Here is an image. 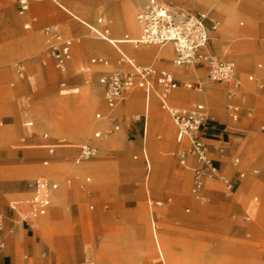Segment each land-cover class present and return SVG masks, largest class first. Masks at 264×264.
Returning <instances> with one entry per match:
<instances>
[{
  "label": "rangeland",
  "instance_id": "obj_1",
  "mask_svg": "<svg viewBox=\"0 0 264 264\" xmlns=\"http://www.w3.org/2000/svg\"><path fill=\"white\" fill-rule=\"evenodd\" d=\"M73 1H80L78 9L83 11L86 21L101 31H110L106 4L116 6L128 2L136 15L146 0ZM163 1L205 12L215 25L209 33L210 51L217 59L232 60L236 66L232 78L212 84L216 86L205 92L199 91L195 83L192 88L186 86L195 80L174 76L168 68L173 56L155 60L157 56L154 55L150 62L140 63L131 54L124 53L140 66L168 70L177 79V87L207 96L206 101L196 98L180 106L169 102L167 108L158 98L159 86L154 85L152 110L162 114V125L172 123V143L160 129H154L148 112L150 92L145 97L144 112L138 104L123 107L126 94L137 90L144 96L141 89L131 88L120 96L116 114L104 118L102 112L105 113L106 107L99 77L119 68L118 56L114 59L106 56L110 61L108 71H94L101 66L91 63L90 59L105 55L85 45L86 38H98L89 26L47 0L32 3H50L64 21L53 20L36 26L37 21L41 22L38 15L32 14L31 28L25 29L26 20L19 24L12 22V10L6 9L8 13L4 18L9 23L2 29L0 43V51H6L0 56V121H3L0 124V198H3L0 209L7 216L10 213L8 204H14L16 216L12 221L17 229L21 231L27 221L33 229L30 240L22 232L23 236L16 235L13 242H9L10 233L3 232L0 254L3 250L13 258L11 264H264V132L260 131L264 124V69L257 68V63L264 61V49H257L258 44L264 42V0L259 5L247 3L240 9L225 6L222 0ZM59 3L65 5L67 2L59 0ZM18 11L16 6L13 13L19 15ZM52 26L71 42L72 67L70 59L62 69L56 67L51 50L47 48L52 40L49 41L45 33L46 27ZM64 29L70 35L64 36ZM25 35H34L37 41L19 45L18 41ZM125 35L138 36L131 27H126L114 37ZM139 45L160 48V45ZM168 45L160 48L161 51L170 50ZM9 48L10 55L7 54ZM76 56L77 61H74ZM187 72L194 74L195 70ZM249 75H253V80H248ZM200 83L206 86L210 80L205 77ZM84 85L96 88L101 99L99 108L91 111L89 130V126L85 128L74 119L79 110L84 109L83 100L74 98V88ZM221 86L222 94L216 101L218 105L214 106ZM228 89L234 93L233 100L227 96ZM195 103L212 104L215 111L205 108L217 116L222 126L217 133L220 141L214 146L217 154L211 153L206 144L208 155L213 161L219 156L221 163H215L217 173L214 177L205 178L197 193L201 195L199 198L192 191L191 155L187 154L184 165L180 163L177 128L170 113L171 108ZM230 103L237 104L241 111L235 121L230 116ZM97 112H101L100 118L95 117ZM29 121H32L31 126L26 125ZM116 124H119L118 129H114ZM227 124L244 132L245 138L233 143L223 128ZM98 130L101 136L96 138L94 133ZM43 133L48 135L49 142L57 144L52 153L42 146ZM28 134L32 136L23 141ZM116 134L112 148L106 149L103 139L111 140ZM121 137L126 143L133 141L129 150L122 148ZM85 143L97 147L94 158L83 160L79 157L80 147ZM235 145L239 149L227 153L228 148ZM143 146L151 166L148 192L144 189ZM235 159H238L236 164ZM44 160L47 164H43ZM111 165L115 172L103 179L95 172L94 167L100 168V174L105 176ZM41 176L46 181L56 182L58 187L48 192L52 206L47 212L33 216L30 192L25 189L24 180ZM251 177L256 180L253 186L248 183ZM234 183L238 187L231 188ZM237 196H248L255 211L247 208ZM223 202L228 204L224 206ZM36 221L41 225L35 227Z\"/></svg>",
  "mask_w": 264,
  "mask_h": 264
},
{
  "label": "built area",
  "instance_id": "obj_2",
  "mask_svg": "<svg viewBox=\"0 0 264 264\" xmlns=\"http://www.w3.org/2000/svg\"><path fill=\"white\" fill-rule=\"evenodd\" d=\"M31 1L42 0H17L19 11L21 13L26 12ZM48 1L58 3L59 0ZM136 21L140 33L136 38L129 39L126 37L130 43L171 44L175 53L174 64L178 66L205 65L207 76L213 82L228 81L232 78L235 72V62L217 59L208 50L209 27L207 25L208 15L205 12L191 11L163 0H146L136 15ZM25 27H28V24ZM214 27L215 25L212 24L211 28ZM45 31L48 39L52 40L49 48L56 61V66L62 69L65 61L70 57L71 42L69 39L63 38L55 27H46ZM103 32L107 33V29H104ZM107 40L113 45L110 39ZM90 61L93 64L106 65L108 63L107 59L103 57H93ZM120 61L127 62L129 68L126 70L116 69L99 77V82L104 88V100L108 107H114L122 93L131 88H142L148 93L152 88L153 80L161 87L160 100L164 106H167V95L177 87V82L170 72L151 66L137 65L124 55H121ZM258 66L262 67L264 63H260ZM249 79L252 80L253 77L250 75ZM197 85L198 88L201 87L200 84L197 83ZM192 86L193 83L187 84L188 88H192ZM230 107L233 110V117L236 118L238 108L236 106ZM171 116L177 128L178 141H184L188 144L187 150L178 152L180 163H185L187 154H190L195 160L192 191L197 194L203 187L205 178H212L217 173L216 165L206 151V144L201 133L202 127L209 123L212 117L201 103L190 108L171 109ZM95 117L99 118L100 113H96ZM118 127L115 125L114 129H118ZM262 129L264 130V127ZM100 135V131H95V137ZM44 137H46L45 134ZM96 153L97 147L85 143L80 147L79 157L88 160L94 158ZM27 186L33 191L30 199L33 214H45L49 206L47 191L56 189L57 183L38 178L27 182ZM3 225L4 215L0 213V230Z\"/></svg>",
  "mask_w": 264,
  "mask_h": 264
},
{
  "label": "crops",
  "instance_id": "obj_3",
  "mask_svg": "<svg viewBox=\"0 0 264 264\" xmlns=\"http://www.w3.org/2000/svg\"><path fill=\"white\" fill-rule=\"evenodd\" d=\"M65 1L67 2L65 5L59 3V1H58V3H55V2H53V3L57 4L59 7L63 8L66 12L69 13L70 11L67 10L64 6H67V7H71L72 6L74 8L73 0H65ZM32 2L33 1L30 2L29 9L26 12L21 13L20 11H18L19 12V15H18V14H14L13 13L14 8L16 6H18L17 0H0V43L2 42V34H3V32H2L3 30L2 29H3V27H7L8 23H9L8 20L4 18V16L8 13L6 9L12 10V12L10 13L12 22H16V23L19 24L22 20H24V21L26 20V22L23 25L25 29L31 28L30 21H31V18H32L31 17L32 14H36V15L39 16V21L41 23H39L37 21V23L35 24L36 26H40V25H42L44 23H47V22H50V21H53V20H61V21H64L62 15L57 10H55L50 3H47V2H45V3H35V2L32 3ZM260 2H261V0H258V1L257 0H240V2H238V3L237 2H233L232 0H222V3L225 6H228V7H231V8H235V9H240L243 5H245L247 3H251V4L254 3V4L259 5ZM122 5H123L122 2L120 4H116V6L119 7V8H121ZM131 6L133 7L132 4H131ZM191 11H197V10H191ZM81 12H83V11H81ZM197 12H203V11H197ZM69 14L71 15L72 13H69ZM71 16L73 18H75L76 20H79L83 24L87 25L85 22H83L78 17H76L74 14H72ZM35 19L36 18H33L32 20H35ZM213 22L214 21L210 20L209 17H208L207 25L209 27V33H210V31L212 29H214V28H211L212 24H214ZM18 24H16V25H18ZM26 24H28V27H25ZM52 27H55V26H52ZM138 28H139V26H138ZM124 30H126V27L121 28L120 30H118L120 32L119 34H121V32H123ZM107 31H109V30H107ZM110 31L117 32V31L113 30V28H111V27H110ZM62 33H63L64 36L70 35V33H68V31L66 29H64ZM139 33H140V29H139ZM119 34H115L114 33V35H119ZM47 38H48V36H47ZM209 38H210V36H209ZM65 39H67V38H65ZM29 41L35 42L37 40H36V37L34 35L33 36H31V35H27L26 36L25 35V36H23L21 38V40L18 41V44L23 46V45H26V43H29ZM128 43H130V42H128ZM85 45L90 50L94 51L95 53L100 54V55H105V56H95V57H103V58H106L107 61H108V63L106 65H103V64H95V65H100L101 66V67H95L94 68V71L95 72H106V71H108L110 69V67L107 66V65H109V62H110L107 57H109L111 59H114L116 56H118L116 58V63L119 65V68H116V69L126 70V69L129 68V65H128L127 62L120 61L121 55H124V54H122V53L118 54L116 52V50L111 45L106 44L105 42L101 41L100 39L95 38V37H92V36L91 37H88L85 40ZM141 45H144V44H141ZM151 46H154V45H151ZM165 46L166 45L159 46V47L162 48V47H165ZM168 46H169L170 50H166L164 52L163 51L156 52V54H154V55H156L157 57H154L153 59L157 60L159 58H172V56H173V59H172V62H173L174 55H175L174 48L171 49L170 45H168ZM146 47H149V46H146ZM47 48H49V46ZM160 48H158V49H160ZM125 49H126V51L130 52L134 56V59L136 61H138L140 63H146V62H150L151 61V58H149L148 56L138 55L139 49L136 48L135 46L126 47ZM257 49H264V42H260L258 44ZM10 50H11L10 48L7 50V52H8L7 54L8 55H10L9 53H11ZM208 50L210 51V40L208 41ZM3 53H6V51H0V56L3 55ZM77 58L78 57L76 56V58L74 59V61H77ZM69 59H70V61H69L70 62V65L72 67L74 62H73L71 56L69 57ZM128 59H130V58H128ZM130 60H132V62H134L133 59H130ZM260 63L263 64L264 61L257 63V68H259V69H262L263 68L264 69V66H262V67H259L258 66V64H260ZM71 67H70V69H71ZM185 67H187L188 69H184ZM168 68H170L171 72L174 74L175 77L180 78V79L181 78H188V79H191V80H195V81H193L191 83H195V84L198 83V84H200V86H201L200 79H203V78L206 77L208 80H210L208 78V76H207V70H206V66L205 65L190 64V65H180V66H178V65L174 64V62H173V63H171L169 65ZM156 69H159V68H156ZM189 69H194L195 70V73L194 74L188 73L187 71ZM160 70H165V69H160ZM166 71H168V70H166ZM260 72H262V71H260ZM260 72H258V73L261 74ZM173 74H172V76H173ZM249 76H248V80L250 81ZM251 76L253 77V75H251ZM175 77H174V79L177 82V79ZM197 80H199V81H197ZM223 82H227V81H223ZM223 82H213V81L210 80V84H208L206 86H201L198 89H199V91H205V92H207V91L210 90L211 86H216V85H212V84H221ZM155 84L157 86H159L157 84V82L155 80H153L152 88L149 90L150 95H149L148 112L150 113L151 122H152V124L154 126V129L155 128L160 129V131L164 133L166 139L172 143V140H171V135H172L171 125H172V123L162 125L161 124L162 114H160V113L157 114L156 112H153L154 110H152V104L154 103L155 98H154V95L151 92H152V89L154 88V85ZM258 85H259V83H258ZM259 86L261 87V85H259ZM135 88H137V87H134L133 89H135ZM74 89H75L74 90V98L81 97L82 100H83V103L82 104H83L84 109H82L83 111L81 110V113L83 112L84 113V116L86 115V122H88L90 124V126L88 127V130H89L90 127H91V111H92L93 108H95V106H96V100H97L98 97H100V95H99L98 90L96 88H89V87H87L85 85L82 86L80 89L79 88H74ZM137 89H141L143 91V93H144V96L142 97V95H140L139 91L135 90L134 93L130 94V96L128 95V97L126 96L124 98V100H123L124 101L123 102V107L126 108V107H130V106H133V105L138 104V105L142 106V109H143V112H144L145 97L148 96L149 92L147 93L142 88H137ZM172 90H174V91H173V93L171 95V98L169 100L170 93H171ZM172 90L169 92V94L167 95V98H166L167 106H164L162 104L161 100H160L161 87L159 86L158 98H159L160 103H161V105L163 107H167L168 108L169 107V102H174V103H176V105L180 106V105H185L187 102L192 101V100H195L196 98H200L203 101H206V99H208L207 96H205L203 94H200V93H196L195 91H193L191 89H184V88H181V87H176V88H174ZM222 90H223V87L222 86L221 87H218V90H217V93H216L217 96H218V98L217 97L215 98V100H214V102H215L214 103V106L218 105L216 101L218 99H220L219 97L222 94ZM126 91H124V92H126ZM103 92H104V88H103ZM82 94H84V95L82 96ZM227 96H228V98L230 100H233L234 93L232 92L231 89H228L227 90ZM103 101H104V105H105L106 110H107L105 113L102 112V114L104 115V118L107 117V116H113V115H115L116 114L115 110L117 108L118 102H117V104L114 107L110 108V107H108L106 105L104 98H103ZM195 104H198V103H195ZM195 104L189 105V106H185V107L184 106L183 107H177V108H190V107L194 106ZM201 104H203L204 106H207L212 111H215L212 108V106H211L212 104H210V105L209 104H206V103L205 104L204 103H201ZM228 106L229 107L230 106H236L238 108V112H237L238 114H237V117L236 118L233 117L232 107H231V113H230V116H231L232 120H234V121L237 120L239 118L240 112H241L240 109H239V107H238V105L235 104V103H230ZM171 109H173V108H171ZM74 113H76V112H74ZM79 113H80V110H79ZM97 113H100V117H101V112H97ZM210 115L212 117V120L209 123H207L206 125H204L202 127L201 133H202V138H203L204 143L207 144V145H209L210 152L213 153V154H217V153H215L216 150L214 149V146H216L215 143H217L218 141H220V136L217 133L220 131V129L222 128V126L217 122V120H218L217 119V116H214L211 113H210ZM80 118H81V116H80ZM74 119H75V121L80 120V119H78L77 116ZM116 120H117V117L114 116L113 121L116 122ZM2 122L3 121L1 120L0 121V124H2ZM29 122H31V125H32V121H29ZM29 122H27L26 125L31 126V125H29ZM116 125L119 126V124H116ZM262 127H264V124H262L260 126V131L261 132H264V130L262 129ZM223 128H224V130L228 131L229 136H230V139H231V141H233V143L235 142V140L243 139L246 136L244 134V132L238 131L236 128L233 127V125L227 124ZM98 131H100V130H98ZM145 131H146V129H145V123H144L143 124V128H142V134L143 135L145 134ZM44 134L46 135V137H44ZM176 135H177V130L175 132V136ZM31 136H32L31 134H28V136H25L24 137L23 141L25 140V138H30ZM116 136H118V134H116L114 137H112L111 140L103 139V141L107 144L105 146L106 149L112 148L111 147V144L114 142V139L116 138ZM41 137H42V142H43L42 143V146L47 147L48 148V151L50 153H52L53 150H54V147L57 144L56 143H53V142H49L48 141V135L46 133H43ZM96 138H98V137H96ZM90 144H92V143H90ZM121 144H122V148L123 149L129 150V148L133 144V141L126 143L124 140H122V137H121ZM154 144H155V146L158 145L157 140L154 141ZM92 145H94V144H92ZM175 145H177V144H175ZM178 145H179L180 150H187L188 149L187 142L181 141V142H178ZM155 146H154V148H155ZM238 149H239V146L235 145V146H233V148L232 147L231 148H228L227 153L231 154L232 152H234V150H238ZM145 150H146V147L143 146L142 147V156H143V161H144V164H145L144 189H145V191L148 192L147 187H148L149 173L151 171V167H150L149 162L145 158V156H146L145 155ZM26 155H28V154H26ZM192 160L194 162L192 161L191 163L193 164V166H195V160H194L193 157H192ZM186 161H187V158H186L185 162ZM47 162H48L47 160H44L43 161V164H47ZM237 162H238V159H235L234 164H236ZM214 163H218V164L221 163V160L219 159V156H217L216 158H214ZM184 164H182V165H184ZM99 166H100V168H102L101 167V164H99ZM94 168L96 169L95 172L97 171V174L99 175V177L101 179H103L104 177L112 174L113 171L115 172V167L112 166V165H111V168L110 169H107V174L105 176L100 174V172H99L100 168L99 169L96 168V167H94ZM40 171H43V170L40 169ZM43 173H46L47 174L48 172L43 171ZM241 176H243V175H241ZM38 178H44V177L41 176V177H38ZM38 178H35V179H38ZM35 179H32V180H24V182H25L24 183L25 189L28 192H30V199H31V196H32L33 191H32L31 188H29L27 186V182H31V181H33ZM48 182H52V181H48ZM248 183L251 184V186H253V185H255L256 180L251 177V179L248 181ZM234 185H236L238 187V184L234 183V184L230 185L231 188H233ZM263 186L264 185L262 184V187ZM57 187H58V184H57ZM56 189H54V190H56ZM54 190L47 191V194H48V197H49V206H48L47 210L52 206L51 196H50V194L48 192L54 191ZM260 191H262V189ZM237 198H239V200H241L242 202H244L247 208L252 209V210L255 211L256 207H255L254 203H252V200H249L248 196H244V197H238L237 196ZM148 199H150V198H148ZM0 202H3V198L2 197L0 198ZM30 204H31V202H30ZM227 204H228L227 202H223V205L224 206L227 205ZM8 206H9L10 213H7V216L3 212V209H0V213H2L4 215V225H3L2 229L0 230V239H1L0 241L3 243V235L2 234H3V232H6V231H7V234L10 233L9 242H13L14 239H15V237H16V235H20V234H22V232L26 235V237L28 238V240H30L29 238H30V236L33 233V229L31 227L32 226L31 223L28 222V221L25 222V225L22 227L21 231H19L17 229V225L12 221L13 218L15 219V216H16V215H14L16 213L15 212V205L12 204V203H9ZM105 206H107V205H105ZM38 225H41V222L40 221H36L34 226L37 227ZM22 236H23V234H22ZM13 261H14V259L13 258H10L9 256H7L5 254V252L2 250V252L0 254V264H11Z\"/></svg>",
  "mask_w": 264,
  "mask_h": 264
},
{
  "label": "bare ground",
  "instance_id": "obj_4",
  "mask_svg": "<svg viewBox=\"0 0 264 264\" xmlns=\"http://www.w3.org/2000/svg\"><path fill=\"white\" fill-rule=\"evenodd\" d=\"M73 4H74V8L72 6L71 7L64 6V7L67 10L70 11L69 13L74 14L80 20L85 22L87 24V26H89V28L93 32L96 33L95 35L98 37V39H100L101 41L105 42L106 44L111 45L116 50V52L118 54H120V53H122V54L129 53V54H131L130 52L126 51V49H125L126 47H130V46H135L136 48L139 49L138 55L148 56L149 58H152L154 56V54H156V52H160L161 51V49H156V48H152V47L142 48L139 44H134L133 45L131 43H128L129 41L126 40V37L129 38V39L133 38V37H130L129 35H125L123 38H119L118 36H116L118 38H115L114 37L115 36L114 35V31H107L108 32V35H107L103 31L98 29L96 26L92 25L91 23H89L88 21H86L84 19L85 17L83 16V14L78 9V7H80V1H73ZM105 9H106V18L108 20L109 26L111 28H113V30L118 31V30H120L121 28H124V27H131V29L133 30L134 34H136V36L139 34L138 33L139 32V28H138V24H137L136 17H135L136 15L134 14V9L131 6V4H128V2H123V5H122L121 8L106 4ZM217 13L221 17V14L219 12H217ZM99 21H101V20H99ZM105 38L110 39L113 42V45L111 43H109L108 40L105 39ZM134 38H136V37H134ZM165 45H167V44H165ZM160 46H164V45H160ZM163 51H165V50H163ZM124 55L126 56V54H124ZM68 61H69V58L67 59L66 65H67ZM65 68H66V66L64 67V70H65ZM186 86H187V84H186ZM130 94H132V92L126 94V96L127 97H128V95L130 96ZM79 99L82 100L81 97ZM100 101H101V99L98 97L97 100H96L95 108H99ZM105 112H106V110H105ZM80 116H81V118H80ZM78 119L81 120V121L79 120V122H80V125H82L83 127L87 128L88 126H90V124L88 122H86V115L84 116L83 112L81 113V111H80V113H78ZM171 130L173 132V125H171ZM176 138H177V135H176ZM177 141H178V139H177ZM178 142H180V141H178ZM195 196L199 198L201 195L200 194H196ZM33 216H37V215L33 214ZM155 237H156L155 239L157 240V236H155ZM156 243H158V241ZM159 247H160V245H159ZM160 249L161 248H159V250ZM159 252H160V255L163 258V254H162L161 250Z\"/></svg>",
  "mask_w": 264,
  "mask_h": 264
}]
</instances>
